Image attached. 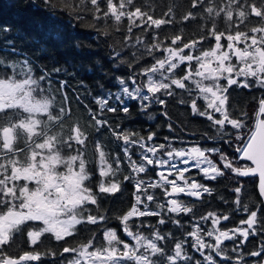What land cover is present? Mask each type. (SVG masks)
<instances>
[{
	"label": "snow or ice",
	"instance_id": "1",
	"mask_svg": "<svg viewBox=\"0 0 264 264\" xmlns=\"http://www.w3.org/2000/svg\"><path fill=\"white\" fill-rule=\"evenodd\" d=\"M43 2L50 8L59 4L62 12L81 23L84 22L81 12H86L90 26L106 36L110 35V27L120 31L119 25L125 19L128 33L134 27L147 32L176 23L171 18H154L134 0ZM205 4L206 0H191V8L197 11H189L182 17L183 22H189L198 19L200 10L206 14L200 18L207 19L208 24L199 27L197 38H187L184 28L169 38L168 46H163L158 31L151 44L137 37L136 42L143 45L148 55L160 51L163 58H154L150 67L141 70L139 75L146 78L142 84L137 83L135 74L128 80L117 77L119 91H109L107 97L95 99L99 113L88 109L95 131L107 128L124 145L123 154L131 173L123 179L135 181L134 202L126 211L112 212L102 206L104 195L114 196L123 191L118 179L122 163L119 154L113 156L100 141L94 142L98 173L94 188V174L87 160L89 133L78 121L71 125L65 122L71 118V108L66 106L67 92H61L62 103L57 107L56 97L50 94L48 76L34 75L27 59L10 62L0 56V264H41L47 256L58 257V264H201V259L190 255L188 249L198 253L203 264L233 260L235 264H248L246 255L259 257L258 264H264V242L257 250L244 251L249 237L264 235V207H250L244 202L243 183L239 179L232 189L233 203L237 206L235 210L245 213L246 218L240 219L235 227L222 225L231 219L230 214L214 211L199 218L210 221L211 230L196 223L186 232L185 239L177 240L172 232H163L160 227L169 222L182 226L180 219L168 214L194 215L195 205L178 199L181 194L201 201L205 195H213L209 184L186 176L192 167L210 182L226 175L254 179L264 204V95L257 100L258 107L251 116L230 100L234 87L264 90V0L259 3L227 0L222 7ZM171 13L169 8L163 15L170 17ZM253 17L258 18V23L252 24ZM217 18L223 20L224 30H220ZM38 27L46 28L47 35L56 39L61 36L55 16L50 15L47 24ZM2 30L10 31L7 27ZM207 41L214 43L204 48ZM120 56L116 52L113 59ZM142 56L143 53L135 57L137 62ZM120 62L132 66L131 61ZM66 88L67 81H60V89ZM175 89L187 94V100L180 99L179 103L187 104L193 116L211 122L216 136L233 150L231 155L215 146L202 148L196 144L185 149L174 148L171 143L149 144L156 138L155 132L145 138L136 132L118 130L119 126L112 128L102 118L104 112L129 113L125 99L139 101L145 111L152 103L166 107L163 97L176 95ZM113 97L118 107L110 103ZM163 115L167 117L168 113L165 111ZM168 127L171 129L172 125ZM137 147L140 155L133 159ZM158 152H163L167 159L159 158ZM148 166L166 171L157 172L159 179L149 182L140 176L148 172ZM149 189H163L166 203L157 202L155 193ZM146 217H157L156 224L145 223ZM113 218L119 227L109 226ZM85 225L101 229L100 235L92 230L86 242L60 249L45 245V240L67 245L68 239H75ZM25 235L30 251L20 248L19 241ZM169 241L170 248L165 246ZM227 241L233 242L230 252L236 253L235 257L229 254ZM13 249L21 250L22 254L13 255Z\"/></svg>",
	"mask_w": 264,
	"mask_h": 264
},
{
	"label": "trees",
	"instance_id": "2",
	"mask_svg": "<svg viewBox=\"0 0 264 264\" xmlns=\"http://www.w3.org/2000/svg\"><path fill=\"white\" fill-rule=\"evenodd\" d=\"M226 2L227 0H206L205 6L218 5L222 7ZM256 2L259 3V0H256ZM134 3L142 7V10L149 11L154 15V18H171L176 23L162 26L160 30L149 29L147 32L143 31L142 28L134 27L133 31L128 33V21L125 19L119 25L120 31H115L114 27H110V35L106 36L90 26L86 12H81L84 17V22L81 23L71 18L68 13L62 12L59 4L50 8L43 0H0V49L5 50L0 51V56L10 62L12 60L22 62L27 59L33 66L34 75L44 74L48 76L51 81L50 94L56 97L57 107L62 103L61 92H67L68 104L66 106L71 108V118H66L65 122L71 125L73 122L78 121L85 128V131L89 133L87 160L89 169L94 174L92 180L94 188L98 182L94 142L100 141L105 146V150L113 156L119 154L122 163L118 179L122 184L123 191L114 196L104 195L102 199L103 208L112 212L117 209L126 211L134 202L133 184L135 181L129 182L123 179L124 176L131 173L127 158L123 154L124 145L107 128H102L97 133L93 122L90 120L88 109L91 108L94 112L99 113V107L95 104V99L109 93V91L113 92L116 90L119 86L117 77L128 80L130 76L135 74L137 81L143 79V76L139 75L141 70L145 67H150L154 63V58H163L160 51L148 55L143 45L136 42L137 37L143 40L145 44H151L153 43L152 37L158 31L159 39L163 41V46H168L170 43L169 38L172 35L180 34L179 29L184 28V34L187 38L194 39L200 34L199 27L208 24L207 19L200 18L206 15L202 10H200L197 20L182 21V17L189 11H197L191 8V0H134ZM169 8H172L170 17H164L163 14ZM50 15L55 16L56 23L61 29L59 39L47 35L46 28L38 27L40 24H47ZM251 19L252 24L258 23V18L253 17ZM217 21L220 30H224L223 20L217 18ZM109 24L114 25L115 22L109 21ZM100 26L103 27V24ZM5 27L9 28L10 31H3L2 29ZM125 37H131V39H125ZM223 42L225 43V41ZM213 43L214 41H207L203 47L208 48ZM10 48H14L16 50L15 53L7 51ZM116 52H120L121 56L113 59ZM134 53L135 57H140V54L143 53L139 62L134 57ZM121 59L131 61L132 66L129 67L128 64L121 63ZM56 68H59L60 71L56 72ZM60 81H67L66 89H60ZM45 86L47 87L46 83ZM174 91L176 95L163 97L167 101L166 107L152 103L145 111L141 109L139 101L128 99L125 104L130 107L129 113L104 112L102 118L108 120L112 128L119 126L118 130L136 132L145 138L150 132H155L157 134L155 140H159L158 142L166 141L164 138L169 137V141L175 144L186 142L198 144L202 148L215 146L222 148L231 155L233 150L216 136L215 128L210 126L211 122L206 118L193 116L187 104L179 103L180 99L187 100V94L184 91L179 92L178 89ZM230 91L231 103L237 108L247 110L250 116L258 107L257 100L261 95H264V90L255 88L242 89L234 87ZM113 106L118 107L119 105L114 104ZM165 111L168 113L167 117L163 115ZM169 124L172 125L171 129L168 127ZM205 133H208V136H205ZM137 149L138 147L134 149V152ZM153 167L155 166H148V172L140 174V176L146 181L153 182L157 173L155 172L156 167L154 169ZM191 170L193 171L191 172ZM191 170L187 173L189 177L195 178L200 183L209 184L213 189V195H205L202 201L183 194L178 197L185 203L195 205V208L194 215L176 217L175 214H168L173 219H180L181 227H177L171 222L160 226L163 232H172L175 239H185V234L189 227L188 224L196 222L208 212L230 214L231 219L222 222L225 228H231L237 225L240 219L246 218L245 213L235 210L237 206L233 203L235 194L232 189L236 186L238 179L243 183L242 195L244 202L250 207L256 205L264 207L257 193L254 179L226 175L217 181L210 182L205 180L200 172L195 171V169ZM149 192H154L157 202L164 204L161 201L163 189H149ZM221 197H223V200ZM225 200L227 203L224 202ZM151 206L155 207V205ZM143 219L145 223L155 225L158 218L146 217ZM207 224H209V221H204L202 227H206ZM109 226L119 227V222L113 218ZM92 230H95L96 234L100 235L101 229L85 225L75 239H68L67 245H64V242H56L55 240H45V245L53 249H60L62 246H76L81 242H86L92 235ZM144 231L145 235H147L148 230L145 229ZM188 242L189 244L191 243L190 238H188ZM262 242H264V235L249 237V241L244 245L245 253L257 250ZM171 243V241L166 242L165 246L170 248ZM225 243L229 254L235 257L236 253L230 252V249L234 246L233 242L227 241ZM19 244L22 251L32 250L29 247L26 235L21 237ZM22 251L13 249L12 254L18 255ZM188 251L190 255L201 259V264H203L202 258L199 257L198 253H193L191 249H188ZM65 255L67 256L68 254ZM58 259V257L47 256L41 264H58ZM260 259L259 257L245 256L248 264L250 262L252 264V261L259 262ZM220 264H235V261H220Z\"/></svg>",
	"mask_w": 264,
	"mask_h": 264
},
{
	"label": "rangeland",
	"instance_id": "3",
	"mask_svg": "<svg viewBox=\"0 0 264 264\" xmlns=\"http://www.w3.org/2000/svg\"><path fill=\"white\" fill-rule=\"evenodd\" d=\"M225 43H226V41H225ZM165 55H166V53H165ZM145 77H143V79H140V80H138L137 81V83L138 84H142V83H144L145 82ZM129 87L131 88L132 87V85H131V82L129 83ZM119 89H120V85L118 86V88L116 89V90H114L113 91V93H115V92H117V91H119ZM178 91L179 92H181V91H183V90H179L178 89ZM108 94L109 93H106V94H104V95H102L101 97H107L108 96ZM126 100H128V99H125V103H126ZM110 103L112 104V105H114V104H116L115 103V100H114V97L112 98V100H110ZM159 140H155L154 139V141H152V142H149V144H161V143H164V144H169V143H171V145H172V147H174V148H185V149H187V148H190V147H192L193 145H196V144H190V143H186V142H178V144H175V143H172L171 141H169V140H166V141H160V142H158ZM167 150V149H166ZM136 157L133 155V159H138V157H139V155H140V149L138 148L137 150H136ZM157 156L159 157V158H161V159H167V157L163 154V152H158L157 153ZM174 162H176V163H179L178 161H174ZM180 167H185V165H182V164H180L179 165ZM155 167H153V169H154ZM191 169H195V171H198L199 172V170L198 169H196V168H194V167H192ZM166 171V168L165 169H161V168H158V167H156L155 168V172H159V171ZM193 170H191V172H192ZM186 176H188L189 177V175L186 173ZM170 178H172V177H170ZM191 179H194L195 180V178H192V177H190ZM159 179V177L157 176V175H155V177H154V181H156V180H158ZM179 199V198H178ZM181 200V199H180ZM161 201L162 202H164V203H166V200H165V197H164V195H163V193H162V198H161ZM206 215V214H205ZM196 223H199L201 226H202V224H204V221L203 220H196V222H190L188 225H189V227H188V231H191L192 230V225H194V224H196ZM202 223V224H201ZM236 226V225H235ZM184 228H186V227H184ZM204 229H206V230H211V228H212V225H211V222L209 221V224H207L206 225V227H203ZM191 239V238H190ZM205 239L206 240H208L209 238H207V237H205Z\"/></svg>",
	"mask_w": 264,
	"mask_h": 264
},
{
	"label": "flooded vegetation",
	"instance_id": "4",
	"mask_svg": "<svg viewBox=\"0 0 264 264\" xmlns=\"http://www.w3.org/2000/svg\"><path fill=\"white\" fill-rule=\"evenodd\" d=\"M233 227H235V226H233ZM233 227H231V228H233ZM20 254H22V253H20ZM20 254H18V255H20ZM18 255H17V256H18ZM252 262H253L252 264H258V261H252ZM250 263H251V262H250ZM250 263H249V264H250ZM32 264H36V262H32Z\"/></svg>",
	"mask_w": 264,
	"mask_h": 264
},
{
	"label": "water",
	"instance_id": "5",
	"mask_svg": "<svg viewBox=\"0 0 264 264\" xmlns=\"http://www.w3.org/2000/svg\"><path fill=\"white\" fill-rule=\"evenodd\" d=\"M257 183V182H256ZM256 190H257V187H256ZM257 193H258V190H257ZM258 195H259V193H258ZM260 200H261V198H260ZM263 206H264V204H263Z\"/></svg>",
	"mask_w": 264,
	"mask_h": 264
}]
</instances>
